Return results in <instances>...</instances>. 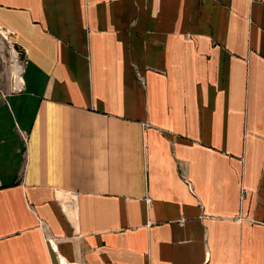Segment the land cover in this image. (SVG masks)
Returning a JSON list of instances; mask_svg holds the SVG:
<instances>
[{"label":"crops","instance_id":"obj_1","mask_svg":"<svg viewBox=\"0 0 264 264\" xmlns=\"http://www.w3.org/2000/svg\"><path fill=\"white\" fill-rule=\"evenodd\" d=\"M0 264H264V0H0Z\"/></svg>","mask_w":264,"mask_h":264}]
</instances>
